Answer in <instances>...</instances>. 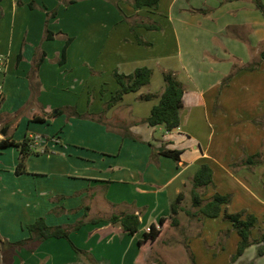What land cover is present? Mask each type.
<instances>
[{
  "label": "crops",
  "instance_id": "obj_1",
  "mask_svg": "<svg viewBox=\"0 0 264 264\" xmlns=\"http://www.w3.org/2000/svg\"><path fill=\"white\" fill-rule=\"evenodd\" d=\"M88 2L94 7L91 16H96L100 8L109 13L108 16L113 15V21H117L124 33L121 37L123 49L134 57L142 58L141 61L134 57L126 59L125 63L129 64H124L125 71L121 73L129 75L138 68H150L153 71L151 84L137 93L125 95L122 102L106 112L100 123L99 115L118 91L119 84L96 82L93 87L95 82H65L66 68L71 64L78 38L74 34L69 36V30L66 31L68 34L63 30L57 31L61 25L54 27V21L59 15L48 19L50 10L44 11L40 5L31 9L29 5L36 4V0H11L9 3L0 0L4 13L0 20V59L4 64L0 70V140L7 136L22 142L42 136L46 141L28 157L25 174H16L21 158L18 148H7L0 154V239L9 243L29 239L26 226L38 218H44L51 227H69L79 221L86 222L70 233V241L49 238L35 251L23 248L8 255L0 254V264H176L164 260L157 251L158 245L171 231H175L177 237L170 243L171 248L182 247L191 264H210L213 257H221L219 261L226 258L228 236L224 232L228 227L224 225L222 228L221 224L209 222L210 218L198 215L197 208L184 209L183 204L191 201L195 173L205 163L213 169L214 182L210 186L212 193L208 192L206 197L211 200L217 193L231 195L232 202L224 206L229 213L245 211L255 215L251 209L244 207L230 211L239 198L238 189L245 191V198L257 199L256 192L259 197L264 196V61H260L264 50L262 13L254 0H227V3L223 0H203L197 4L205 12L203 22H199L200 17L184 14L180 10V0H161L157 10L147 9L151 17L161 23L162 30L156 33L159 43L144 39L151 46L141 47L137 37L141 38L138 34L145 28L136 27L135 35L132 34L130 26L133 23L130 20L148 11H132L130 7L126 10L119 2L121 16L108 1ZM186 2L194 5L196 1ZM262 2L264 4V0ZM117 24H113L114 30ZM177 24L185 27L184 36ZM47 28L56 34L63 33L58 36L65 37L64 46L67 38H73L63 65L59 64L61 56L55 64L50 62L53 53L46 47L59 37L46 40ZM34 34L38 36L35 41L31 40ZM182 36L186 52L183 51ZM24 44L27 46L24 47ZM198 44L208 58L200 57L196 48ZM155 49H159L160 54L152 57L151 52ZM42 54H45L44 61L36 71V78H33L35 61ZM253 63H259V66L250 70ZM231 66L230 74L234 73V76L230 85L220 92L216 91L218 85L213 82H220L218 80L229 72ZM168 71L176 75L183 87L191 85L190 91L185 90L181 125L171 132L164 127H149L142 123L159 103L165 89L163 73ZM213 71L219 73L213 76ZM51 74L59 77L58 82H51ZM237 82L242 83L239 91L234 88ZM31 85L39 86L35 98ZM245 85L250 86V93L243 90ZM90 92H94V100L89 99ZM147 94L156 97L141 99ZM187 100L190 101V108ZM64 108L75 109L87 118L69 117L66 113L57 115L58 110ZM233 116L241 119L242 123H248L256 137L251 142L241 140L235 150L236 156L231 159L223 154L227 151L223 147L224 161L215 160L212 156L218 151L201 145L197 137L199 129L192 119H204L203 124L211 122L213 127L218 128ZM35 117H44L47 121L35 122ZM158 133L161 138L157 137ZM49 135L51 139L47 137ZM180 137L193 143L195 152L191 161L185 159L187 149L175 147L174 141ZM42 148L48 153H43ZM161 148L182 150L181 161L159 155ZM8 154H11V162L8 161ZM258 154L262 163H258V157L257 163H246L249 157ZM239 161L248 169H256H235ZM35 162H38L37 167ZM180 195L183 200L177 215L179 225L173 227L171 206ZM124 214L139 217L141 225L135 235L124 232L119 224L111 225L105 221L92 223ZM162 218L167 221L160 239L155 244L148 241L141 245L147 228L155 225L161 229ZM219 219L223 218L218 217L216 221ZM253 237L256 239L259 235ZM256 248L254 262L264 258L258 256V246ZM241 258L237 264L246 262Z\"/></svg>",
  "mask_w": 264,
  "mask_h": 264
},
{
  "label": "rangeland",
  "instance_id": "obj_2",
  "mask_svg": "<svg viewBox=\"0 0 264 264\" xmlns=\"http://www.w3.org/2000/svg\"><path fill=\"white\" fill-rule=\"evenodd\" d=\"M5 1L9 3L11 0H5ZM88 1L89 0H76L75 2L76 4L74 3L75 5L73 6V5H65L64 2H66V0H36V5H40L44 11L45 9L50 10L51 13L52 11L56 10L59 16L54 21V27L56 26V24L61 25V29L57 31L63 30V32L65 33L69 32V34L67 33L69 36H71V34H74L75 37L78 38L77 44L74 46L73 51H72L73 52L72 54H74L73 59L71 60L70 62L71 64L69 65V67L66 68L67 70L64 76L65 82H95L93 83V87H95L96 82H102V83L103 82H117L116 79L114 78V72L115 71H118L120 73L121 71L124 72L125 71L124 64H129V63H125V60L126 59L129 60V58L132 59V57L134 56L131 55V53L127 51L126 49H123L124 47L122 46L123 42L121 41V37L122 35H124V33H123V30L119 28L120 25L117 24V21L115 22L113 21L114 19L113 15L110 14V16H108L109 13H107L106 11H102V8H100V11L96 16H91L90 13L92 12V8L94 7H93V4ZM105 1H108L109 3L113 4L115 8L117 9V12L120 11V8L118 7L119 2L123 3V7L126 8V10L128 9V7H130L133 11L132 4L128 3L130 0H105ZM180 1L181 2L179 5V8L180 10H182L184 14H191V16H198L201 18V21L199 22H203L202 17L204 16V13H205L204 8H200L199 6L197 7V4L198 5L201 4L202 2L200 1H203V0H195L196 1L194 2L195 6L193 4L189 5L190 3L186 2V0H180ZM223 2L227 3V0H223ZM69 8H71L70 12H69ZM145 10L148 11L147 9ZM149 12L150 11H148V13H143L144 14L143 16L136 15L130 20L132 21L131 23L134 24L138 22L139 23L146 22L149 24H154V23L156 24L158 23V25L161 24L160 22H157L159 20H156V18L151 17ZM119 14L121 15V12H119ZM106 17H111V19L110 18L106 19ZM114 23L117 24L115 25L116 26L115 30L112 27ZM185 23H188V21L185 20ZM177 27L181 29V32L184 36L186 34L184 33L186 31L184 29L185 27L181 26V24H177ZM126 32H128L127 29H126ZM131 33L134 34L132 31ZM156 33H157L156 31L151 32V31L142 29L140 31V34L138 35L141 37L142 40L146 39V41L148 40L150 42H154L158 44L159 42L157 40ZM154 34H155V38L154 37L152 38ZM183 36H182V41H183L182 46H183V51L186 52V46L184 43ZM37 37L38 36L34 34L31 40L35 41ZM58 37L59 38L57 39V41L52 42V44H49L46 47L47 50H50L51 53H53L50 56L51 60L52 61L54 60L53 62L50 60V62L53 64H55L57 62V58L61 56L62 47L64 46L63 43L65 42V37H62V36H58ZM201 41L205 43L204 39H201ZM15 44L16 42L14 43V48L16 47ZM26 46L27 44H24V47ZM142 46L143 45H141V47ZM189 47L191 48V46ZM196 48H197V51H199L200 53L199 54L200 57L208 58L206 51L202 49V46L200 44H198ZM144 50H146V48H144ZM10 51L11 52L13 51L12 47L10 48ZM159 54H160L159 49L157 51L155 49L151 52L152 57H156ZM11 57L12 56L10 55V58ZM39 57L40 55L38 56V58ZM74 57H75V61H74ZM134 59H140L141 61L142 58L140 56V57H134ZM77 60L79 61L83 60V61L79 63V61ZM136 62L139 63V60H136ZM131 66H133V63ZM139 66L141 65L139 64ZM157 69L159 70L160 67ZM231 69H233L232 66L229 72H227L226 75L222 76L221 80H218L220 82H213L214 84L218 85L216 91L219 90L220 92L222 89L230 85L231 83L230 81L234 76L233 74H230ZM234 71H238V70H234ZM218 73H219L218 71L212 72L213 76H216ZM228 76H230L231 79L227 81ZM58 79L59 77L56 76V74L50 75L51 82H58ZM185 82L189 83V81H185ZM206 83H209V82H206ZM241 84L242 83L240 82H237L234 84V88L236 91H239V86ZM89 85H92V84L90 83ZM190 86L191 85L187 84L186 87H184L185 90L190 91L191 90V88H189ZM107 87L110 91H112L110 85L107 84ZM249 88L250 86L247 87L245 85L243 90L246 93H250ZM88 95H89V99L94 100V92H90ZM79 101L81 103V99ZM187 104H188V108H190L191 104L189 100H187ZM192 121L194 122L193 124L195 125V127H198L199 129V135L197 137L199 138V142L201 143V145L205 147H211L213 151H218L217 154H213L212 156L215 160L218 159V160L224 161V158L226 157L225 155L229 156L230 159L232 157H235L236 156L235 150L238 149V145L241 140L246 141L248 139V141L251 142L256 137L254 136V132H252V130L248 127L249 124L240 122L241 119H237L236 116L235 117L233 116L231 119L226 120V124L221 123L218 128L213 127L211 122L203 124L205 121L204 119L200 121V119L194 117ZM144 128H148V127H144ZM159 133L157 137L161 138V134ZM47 137L48 138L50 137L49 139H51L52 136L49 135ZM174 143H175L176 149L177 148L187 149V155L185 159L188 161H191L192 160L191 155H193L192 153L195 152L193 150V143L190 141H187V139H183L182 137L175 139ZM223 147L227 150L225 153H223L225 155L221 153ZM11 160H12L11 154H8V161L11 162ZM257 161L258 159L256 158L254 159L253 162L257 163ZM37 163L38 162H35L34 165H36ZM244 165L243 163H241V161H239L237 162L235 169L236 168L237 169L239 168L248 169ZM254 169H256V167H252L248 170L253 171ZM259 185L261 184L259 183ZM263 186H264V183H263ZM211 188L212 187L198 189L199 190L198 192L200 193L202 197L203 204L208 202L209 199H207L206 196L208 192L212 193ZM236 193L239 198L234 203L230 211H237L243 207L247 209L248 208L251 209V211H253V213L259 219L258 224L256 228L254 229L255 233L252 232V238L254 239L253 236L255 235L260 236L264 234V196L261 195L260 196L261 198H260L256 192L255 194L257 195V199L255 198L256 199L255 200L253 199V197L249 198L247 196L245 198L244 196L245 191L242 189H238ZM257 200L259 203L257 202ZM183 205H184V209H190V210L194 209L195 207L193 206L192 196H191V201L188 200ZM205 219H209V218H205ZM216 219H209V222H214L218 225L221 224L222 228L224 225L228 227L227 231L224 230L226 231L224 233L227 234L228 236L227 238L228 239V249L225 252L226 258H223V255H222L223 259L219 261L218 258H221V257H218V258L213 257V260L211 261L210 264H231V257L235 254L237 250V245H238V240H239L238 235H237V232L233 229V226L230 221L225 220V219L224 220L219 219L218 221H216ZM176 238L177 237H176L175 231L169 232L168 235L165 237L164 241L158 245L157 251H159L160 254L164 257V260L168 262L176 263V264H191L188 255L186 254L185 250L182 247L174 246L175 249L171 248L172 244L170 243L176 240ZM256 256H257V248L256 246H252L249 249H247V251L245 252V254L243 255L241 259L243 261H246L244 262V264H254V263L264 264V258L263 259L260 258V260H256V262H254L253 259H255ZM200 264H204V263H200Z\"/></svg>",
  "mask_w": 264,
  "mask_h": 264
},
{
  "label": "trees",
  "instance_id": "obj_3",
  "mask_svg": "<svg viewBox=\"0 0 264 264\" xmlns=\"http://www.w3.org/2000/svg\"><path fill=\"white\" fill-rule=\"evenodd\" d=\"M76 0H66L65 5H73ZM161 0H133L132 7L135 11H140L143 9L148 10H157L159 8ZM257 9L262 13L264 17V4L262 0H254ZM31 9H35L37 6L35 3H31ZM3 9L0 6V20L3 18ZM48 19L55 18L58 15V12L52 11L47 13ZM136 27H144L150 31L160 32L162 30L161 25L158 24H149L146 22L139 24H132L130 29L133 33H135ZM58 35H63V33L56 34L50 31L48 28L45 31V39L46 40H54ZM73 38H67L66 44L63 48L61 54V60L59 61L60 65L65 64L67 49L69 45L72 43ZM137 41L140 45H144L150 47L151 44L144 42L141 38L137 37ZM45 54H42L39 59L35 61V75L33 78H36V71L38 70L41 63L44 61ZM21 59V57H20ZM260 61H264V50L260 54ZM259 66V63H253L251 65L250 70H255ZM234 75V73H233ZM153 77V71L150 68L142 67L136 69L132 74L125 75L118 71L114 72V78L119 84V89L116 94L111 98V100L106 103L105 109L101 115H99L100 123H102V118L105 117L106 112L110 109L118 105L123 101L125 95L130 93H137L141 91L144 87H147L151 84V80ZM32 78V81H33ZM231 77H227V81L230 80ZM163 80L165 83V89L160 96L159 103L153 107L150 116L144 120L142 123L149 127H164L167 132L174 131L178 129L181 125V112L184 108V95L185 89L183 84L178 80L176 75L171 72L163 73ZM31 89L33 91V97H36L37 92H39L38 85H31ZM35 94V95H34ZM156 96L153 94H147L141 96L143 100H152ZM0 99V106H1ZM61 113H66L69 117H77L80 119H86V115L79 114L75 109L64 108L58 110L57 115ZM54 116V114H53ZM94 119V118H92ZM35 122H46L47 118L44 117H35L33 118ZM30 139H25L22 142H17L10 137H5L0 140V154L3 150L11 147L18 148L21 153V158L19 164L16 169V174L21 175L27 173V159L34 152L30 147ZM45 153H48L45 151ZM39 154V153H38ZM159 155L165 156L173 159L174 161H181V156L183 154L182 150H170L166 148L159 149ZM260 158L258 163H262L261 155L258 154L253 157H249L246 161L248 165L254 164V159ZM213 169L208 164H202L199 169L196 171L194 176V187L192 190V201L193 206L198 209V215L203 218L216 219L221 217L225 220L231 222L233 229L237 232L239 237V242L237 245V250L235 254L231 257V264H235L239 261V259L245 254L247 249L252 246H258V256H264V234L260 235L258 238H252V232L256 228L258 224V218L253 214H248L245 211L239 213H229L224 206L228 205L232 201L231 195H221L215 194L211 200L207 203L203 204V200L201 199V195L198 192L200 188H208L213 186ZM183 200V196L180 195L171 206V226L177 227L179 225V221L177 219V215L180 210V203ZM86 216V215H85ZM108 222L111 225L119 224L123 231L128 233L129 235H135L139 231V227L141 225L139 217L133 214H124L121 216L113 215L107 220H95L93 224H99L101 222ZM167 219L162 218L160 220L161 229H157L155 225H151V232L149 234H145L144 240L140 241L142 245L145 242L150 241L151 243H156L160 237L164 233L165 223ZM85 221H79L74 226L63 227H51L47 225L46 220L44 218H38L33 224L26 226L27 231L30 234L29 239L21 240L16 243H9L5 240L0 239V254L8 255L11 254L12 251L17 249H29L30 251H35L37 247L49 238H63L70 241V233L72 231L80 229L83 225H85ZM158 264H165L159 262Z\"/></svg>",
  "mask_w": 264,
  "mask_h": 264
},
{
  "label": "built area",
  "instance_id": "obj_4",
  "mask_svg": "<svg viewBox=\"0 0 264 264\" xmlns=\"http://www.w3.org/2000/svg\"><path fill=\"white\" fill-rule=\"evenodd\" d=\"M0 63H1V66H0V70H1L2 66L4 65L3 59H0ZM29 142H30L31 149L34 151H36V150L38 151L39 148L42 147V145L44 143H46V141L44 140V138L42 136L31 137ZM45 151H47V150L42 148V152L45 153ZM146 232H147V234H149L151 232V226L149 228H147Z\"/></svg>",
  "mask_w": 264,
  "mask_h": 264
}]
</instances>
